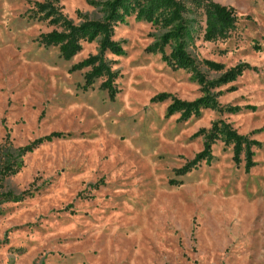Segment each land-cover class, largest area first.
I'll use <instances>...</instances> for the list:
<instances>
[{"label": "rangeland", "instance_id": "rangeland-1", "mask_svg": "<svg viewBox=\"0 0 264 264\" xmlns=\"http://www.w3.org/2000/svg\"><path fill=\"white\" fill-rule=\"evenodd\" d=\"M43 1L0 0V167L4 157L22 162L0 193L25 192L20 201L0 199V264H264V0H213L238 14L230 37L216 42L203 38V11L183 0L191 27L202 26L187 49L208 80L222 72L205 60L224 71L252 66L211 91L238 111L207 108L186 121L168 116V106L173 97L197 100L202 88L193 71L147 51L163 27L135 14L115 27L124 54H106L119 73L112 101L102 79L84 90L86 69L70 71L97 53L98 41L71 60L40 44L57 28L41 19ZM106 1L54 2L78 24L101 20ZM162 93L164 101L152 100ZM220 119L260 143L255 166L246 172L244 159L237 165L232 146L218 140L210 163L178 174L204 148L196 133ZM53 132L63 136L22 157L1 152Z\"/></svg>", "mask_w": 264, "mask_h": 264}, {"label": "trees", "instance_id": "trees-1", "mask_svg": "<svg viewBox=\"0 0 264 264\" xmlns=\"http://www.w3.org/2000/svg\"><path fill=\"white\" fill-rule=\"evenodd\" d=\"M55 0H44L37 2L38 12L42 20H48L51 25L56 26L53 30L42 33L39 42L44 47L56 46L59 48L60 56L64 60H71L83 48V43L98 41V51L91 54L81 62L72 66L70 71L86 69L83 85L84 90L91 88L96 80L102 79L101 88L108 92L110 100H115L120 92L115 84L119 76L118 71L113 68L112 63L106 57L108 52L121 56L124 54L123 46L120 42L114 40L115 27L120 23H125L127 18L135 14L136 18L158 24L164 28L160 40L154 45L149 46L147 51L159 52L163 60L173 69L191 70L195 74V79L202 88V96L194 101L181 100L173 97L172 103L168 106L167 115L171 116L176 113L180 114V120L186 121L192 116H198L203 109L211 108L230 112H236L239 107L224 108L219 105L211 91L221 85L228 84L237 80L252 66L247 62H241L224 71L222 63L205 60L204 64L210 70L222 72L217 80H208L205 74L199 70L196 59L187 49V39H193V31H201L202 26L192 28L186 18L188 5L183 0H108L103 3V18L101 20H90L84 18L76 24L56 6ZM193 5L203 11L205 16L204 40L216 42L226 40L236 29L238 14L233 6H227L213 0H191ZM198 25L199 22L197 23ZM59 27V28H58ZM174 44L169 55L166 54L165 48ZM168 94L162 93L153 98V101H164ZM204 135V148L191 161L178 170V174H187L197 168L202 162L210 163L213 159V144L220 140L226 146L233 148V161L238 165L243 159L245 162V171L250 172L255 166L254 150L260 146L257 140L249 139L247 136L239 134L230 123L217 120L209 130L202 129L196 135ZM63 136L62 132H53L49 135L40 137L26 146L14 148L9 146L1 147L7 157L9 149L18 152V156L34 151L38 146L45 142ZM7 149V150H6ZM4 156V155H3ZM244 158H243V157ZM0 167V185L4 179L19 171L21 163L18 158H5ZM21 195L13 192L0 193V199L8 201H20Z\"/></svg>", "mask_w": 264, "mask_h": 264}]
</instances>
